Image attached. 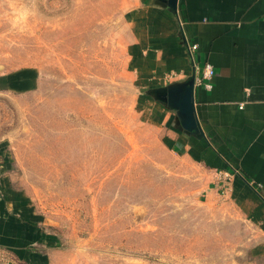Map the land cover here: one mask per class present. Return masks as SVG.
<instances>
[{"label":"rangeland","instance_id":"obj_1","mask_svg":"<svg viewBox=\"0 0 264 264\" xmlns=\"http://www.w3.org/2000/svg\"><path fill=\"white\" fill-rule=\"evenodd\" d=\"M147 3L0 0V72L32 80L0 94V180L37 229L0 264H264L257 227L206 196L133 80Z\"/></svg>","mask_w":264,"mask_h":264},{"label":"crops","instance_id":"obj_2","mask_svg":"<svg viewBox=\"0 0 264 264\" xmlns=\"http://www.w3.org/2000/svg\"><path fill=\"white\" fill-rule=\"evenodd\" d=\"M132 16L133 80L163 126L164 145L199 171L207 197L228 199L264 239V0H148ZM207 64L210 87L198 81ZM27 74L0 72V94L30 90ZM192 76L199 127L186 133L176 112L146 91ZM224 172L234 176L223 194ZM1 182L0 247L23 255L37 229Z\"/></svg>","mask_w":264,"mask_h":264},{"label":"water","instance_id":"obj_3","mask_svg":"<svg viewBox=\"0 0 264 264\" xmlns=\"http://www.w3.org/2000/svg\"><path fill=\"white\" fill-rule=\"evenodd\" d=\"M177 0H168L171 7L176 6ZM195 77H190L182 83H174L167 87L148 91L155 100L175 111L179 119V130L186 133L198 131V121L193 104V89Z\"/></svg>","mask_w":264,"mask_h":264},{"label":"built area","instance_id":"obj_4","mask_svg":"<svg viewBox=\"0 0 264 264\" xmlns=\"http://www.w3.org/2000/svg\"><path fill=\"white\" fill-rule=\"evenodd\" d=\"M192 49L193 50H196L197 49V46L194 45L192 47ZM213 75H214V69H213V67L211 65L207 64V65H205V67L203 69L202 76H201V78L198 81L200 83L205 82L206 83V86L207 87H210V85L207 82L211 80V78L213 77ZM233 176H234V174H231L230 172H224L222 174L224 183L221 186V193L224 194V192L227 190V185H228L229 182H231V179H232ZM3 257H4V252L0 249V262H2Z\"/></svg>","mask_w":264,"mask_h":264}]
</instances>
